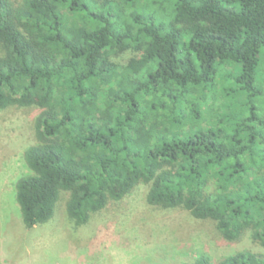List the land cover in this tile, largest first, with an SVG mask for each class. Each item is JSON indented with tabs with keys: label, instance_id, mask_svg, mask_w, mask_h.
Returning <instances> with one entry per match:
<instances>
[{
	"label": "trees",
	"instance_id": "1",
	"mask_svg": "<svg viewBox=\"0 0 264 264\" xmlns=\"http://www.w3.org/2000/svg\"><path fill=\"white\" fill-rule=\"evenodd\" d=\"M262 54L264 0H0V111L39 110L15 184L24 227L52 222L63 195L85 226L143 184L149 204L264 246Z\"/></svg>",
	"mask_w": 264,
	"mask_h": 264
},
{
	"label": "rangeland",
	"instance_id": "2",
	"mask_svg": "<svg viewBox=\"0 0 264 264\" xmlns=\"http://www.w3.org/2000/svg\"><path fill=\"white\" fill-rule=\"evenodd\" d=\"M131 57L127 53L120 61ZM256 77L257 83L264 77L263 54ZM201 102L203 108L217 110L222 98L215 101L210 93ZM38 114L36 107L19 105L0 111V264H183L203 255L219 264L239 252L264 255L252 232L228 241L212 220L197 219L183 208L149 204L143 184L122 200H111L81 227L68 219L63 195L52 222L26 229L15 184L28 173L24 155L37 141Z\"/></svg>",
	"mask_w": 264,
	"mask_h": 264
}]
</instances>
